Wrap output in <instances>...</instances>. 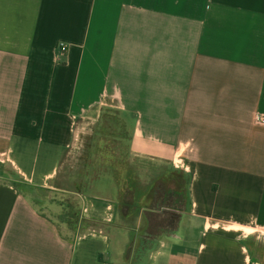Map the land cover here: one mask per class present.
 Segmentation results:
<instances>
[{
  "label": "crops",
  "instance_id": "obj_1",
  "mask_svg": "<svg viewBox=\"0 0 264 264\" xmlns=\"http://www.w3.org/2000/svg\"><path fill=\"white\" fill-rule=\"evenodd\" d=\"M110 102L138 153L180 158L186 189L145 192L135 217L71 193L75 233L6 174L50 188L78 122ZM257 115L264 0H0V264H264Z\"/></svg>",
  "mask_w": 264,
  "mask_h": 264
},
{
  "label": "rangeland",
  "instance_id": "obj_2",
  "mask_svg": "<svg viewBox=\"0 0 264 264\" xmlns=\"http://www.w3.org/2000/svg\"><path fill=\"white\" fill-rule=\"evenodd\" d=\"M77 128L74 145L65 152L60 173L50 188L38 189L24 184L14 171L6 174V180L17 183L24 195H33L36 206L41 209L48 203H56L60 208L47 206V213L73 232L83 229L79 228V204L72 202L71 193L108 194L122 207H131L135 217L136 207L145 192L150 196L160 187L186 189L181 170L159 165L135 150L132 128L115 103L98 107L97 113L81 119Z\"/></svg>",
  "mask_w": 264,
  "mask_h": 264
},
{
  "label": "built area",
  "instance_id": "obj_3",
  "mask_svg": "<svg viewBox=\"0 0 264 264\" xmlns=\"http://www.w3.org/2000/svg\"><path fill=\"white\" fill-rule=\"evenodd\" d=\"M67 49H68L67 45H65V44L60 45L61 52L65 53L67 51ZM256 123L259 126H264V115H257ZM174 165L178 169L182 168V161L180 160V158H177V160L174 161Z\"/></svg>",
  "mask_w": 264,
  "mask_h": 264
},
{
  "label": "trees",
  "instance_id": "obj_4",
  "mask_svg": "<svg viewBox=\"0 0 264 264\" xmlns=\"http://www.w3.org/2000/svg\"><path fill=\"white\" fill-rule=\"evenodd\" d=\"M22 182V181H21ZM13 185L16 187V188H18V185H17V183H13Z\"/></svg>",
  "mask_w": 264,
  "mask_h": 264
}]
</instances>
